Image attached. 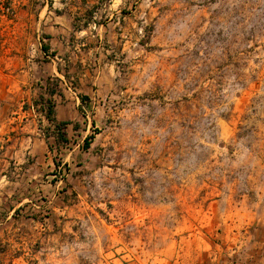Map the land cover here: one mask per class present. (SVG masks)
I'll use <instances>...</instances> for the list:
<instances>
[{"label":"rangeland","instance_id":"rangeland-1","mask_svg":"<svg viewBox=\"0 0 264 264\" xmlns=\"http://www.w3.org/2000/svg\"><path fill=\"white\" fill-rule=\"evenodd\" d=\"M0 5V264H264V0Z\"/></svg>","mask_w":264,"mask_h":264},{"label":"trees","instance_id":"trees-1","mask_svg":"<svg viewBox=\"0 0 264 264\" xmlns=\"http://www.w3.org/2000/svg\"><path fill=\"white\" fill-rule=\"evenodd\" d=\"M10 10V6H6L4 7L3 5H0V15L2 13V11H6L9 12ZM49 47L46 45H42L41 46V50L43 51L44 54H46L48 52ZM42 100V104H43V115L44 117L52 122L54 124V128L56 130V141L58 143H67L68 139L65 133V127L68 124V122H56L55 118H54V106L52 104V100L50 98H41ZM89 145V138H85L84 139V148H87Z\"/></svg>","mask_w":264,"mask_h":264},{"label":"crops","instance_id":"crops-1","mask_svg":"<svg viewBox=\"0 0 264 264\" xmlns=\"http://www.w3.org/2000/svg\"><path fill=\"white\" fill-rule=\"evenodd\" d=\"M44 45H46V46H48L49 47V49H48V51H50V49H51V47H50V44H44ZM42 46V45H41ZM41 46H40V48H41ZM33 130V129H32ZM15 163V162H14ZM19 175V174H18ZM15 180V179H14ZM29 180H30V178H29Z\"/></svg>","mask_w":264,"mask_h":264}]
</instances>
